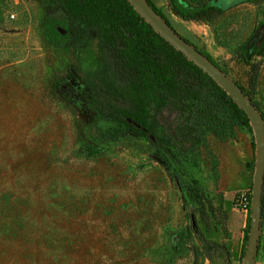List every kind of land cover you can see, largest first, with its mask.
<instances>
[{
    "label": "rangeland",
    "instance_id": "obj_1",
    "mask_svg": "<svg viewBox=\"0 0 264 264\" xmlns=\"http://www.w3.org/2000/svg\"><path fill=\"white\" fill-rule=\"evenodd\" d=\"M237 1L212 25H172L264 113V0ZM73 6L0 0V264H243L249 213L231 202L253 188V128L187 144L145 110L156 144L130 130L108 107L96 29L47 36Z\"/></svg>",
    "mask_w": 264,
    "mask_h": 264
},
{
    "label": "trees",
    "instance_id": "obj_2",
    "mask_svg": "<svg viewBox=\"0 0 264 264\" xmlns=\"http://www.w3.org/2000/svg\"><path fill=\"white\" fill-rule=\"evenodd\" d=\"M71 1L75 11L73 20L48 16L45 19L47 36L51 41L57 42L64 40L75 27L90 33L96 29L104 60L101 85L113 96L109 99L108 107L113 109L130 130L149 135V139L155 143L151 135L153 133L157 139V127L151 124V117L145 114V110L152 116L153 113L166 118L173 116L171 125L174 129L185 132L183 142L187 144L193 142L197 135L207 132L223 137L226 132L239 125L252 129L248 115L234 99L192 60L166 41L128 0ZM146 1L173 27L153 0ZM241 1L252 0L235 3ZM228 6L222 0L204 3L168 0V7L176 16L184 21L208 25H212L227 11ZM59 27L64 33L58 30ZM201 52L211 59L207 53ZM240 87L259 108V104ZM262 114L264 116L263 112ZM128 118L140 126L128 122ZM158 126L162 125L159 123ZM252 189L246 194L239 193L231 202L234 205L241 201V206L248 209V230L245 235L247 242ZM210 245L214 247L217 243L210 242Z\"/></svg>",
    "mask_w": 264,
    "mask_h": 264
},
{
    "label": "water",
    "instance_id": "obj_3",
    "mask_svg": "<svg viewBox=\"0 0 264 264\" xmlns=\"http://www.w3.org/2000/svg\"><path fill=\"white\" fill-rule=\"evenodd\" d=\"M128 1L166 41L213 78L234 99L238 106L246 112L250 119L255 134L257 154L252 189L250 233L243 264H255L259 251L263 221L264 116L257 105L232 78L171 27L146 0ZM58 30L64 33L62 28L59 27ZM127 120L140 126L131 118ZM151 139H154L153 135H151ZM157 159L162 161L159 158Z\"/></svg>",
    "mask_w": 264,
    "mask_h": 264
},
{
    "label": "crops",
    "instance_id": "obj_4",
    "mask_svg": "<svg viewBox=\"0 0 264 264\" xmlns=\"http://www.w3.org/2000/svg\"><path fill=\"white\" fill-rule=\"evenodd\" d=\"M153 1L159 8L163 10L165 15L169 18L170 22L175 27L184 28L187 22H192V23L194 22V21H184L180 17L173 14L168 7V0H153ZM166 11L168 12V14H166Z\"/></svg>",
    "mask_w": 264,
    "mask_h": 264
}]
</instances>
